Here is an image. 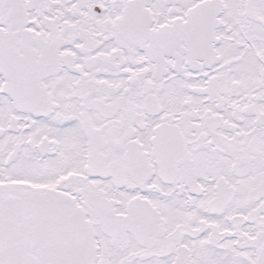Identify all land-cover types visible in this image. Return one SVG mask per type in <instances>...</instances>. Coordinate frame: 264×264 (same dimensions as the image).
Returning <instances> with one entry per match:
<instances>
[{
    "label": "flooded vegetation",
    "instance_id": "flooded-vegetation-1",
    "mask_svg": "<svg viewBox=\"0 0 264 264\" xmlns=\"http://www.w3.org/2000/svg\"><path fill=\"white\" fill-rule=\"evenodd\" d=\"M0 264H264V0H0Z\"/></svg>",
    "mask_w": 264,
    "mask_h": 264
},
{
    "label": "rangeland",
    "instance_id": "rangeland-1",
    "mask_svg": "<svg viewBox=\"0 0 264 264\" xmlns=\"http://www.w3.org/2000/svg\"><path fill=\"white\" fill-rule=\"evenodd\" d=\"M8 192H9V191H7L6 193L4 192V194H3L4 197H6V198L9 197L8 194H7ZM20 210H26V208H23V209H20ZM23 222H24V221H23ZM34 241H35V240H34ZM33 249H35V251H36L37 253H40V251L37 250V247L33 246ZM31 251H34V250L31 249ZM35 251H34V252H35Z\"/></svg>",
    "mask_w": 264,
    "mask_h": 264
}]
</instances>
